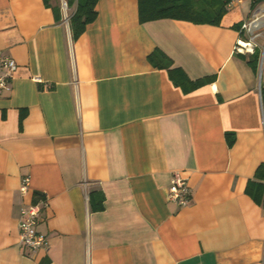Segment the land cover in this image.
<instances>
[{
    "label": "crops",
    "instance_id": "obj_1",
    "mask_svg": "<svg viewBox=\"0 0 264 264\" xmlns=\"http://www.w3.org/2000/svg\"><path fill=\"white\" fill-rule=\"evenodd\" d=\"M62 1L0 0V51L17 64L0 94V264H264V201L246 192L264 163V0L219 25L99 0L77 39ZM257 9L254 67L235 46ZM157 49L178 77L214 79L184 92L149 61ZM176 171L187 206L167 197ZM38 203L50 246L32 253L17 221Z\"/></svg>",
    "mask_w": 264,
    "mask_h": 264
},
{
    "label": "trees",
    "instance_id": "obj_2",
    "mask_svg": "<svg viewBox=\"0 0 264 264\" xmlns=\"http://www.w3.org/2000/svg\"><path fill=\"white\" fill-rule=\"evenodd\" d=\"M47 3L49 0H46ZM68 7L75 6L74 12L69 16V24L73 39L83 34L87 26L94 22L98 16L97 4L99 0H66ZM228 0H139V18L141 22L172 18L190 21L196 24L219 25L223 15L228 11ZM59 16V10H56ZM259 51L253 53L250 63L257 67L259 64ZM160 50H154L148 57L149 61L158 68H166L175 79L176 84L181 85L184 92H191L214 79V76H205L191 80L185 76H177V68L170 69L171 62ZM262 99L264 104V87H262ZM264 107V105H263ZM229 135V133H227ZM230 136V135H229ZM255 178L248 181L246 192L258 203L264 201V163L255 172ZM98 208H102L100 205Z\"/></svg>",
    "mask_w": 264,
    "mask_h": 264
},
{
    "label": "built area",
    "instance_id": "obj_3",
    "mask_svg": "<svg viewBox=\"0 0 264 264\" xmlns=\"http://www.w3.org/2000/svg\"><path fill=\"white\" fill-rule=\"evenodd\" d=\"M243 0H228V7L241 3ZM62 9L67 14L68 4L66 0L62 1ZM69 18V17H67ZM262 18L263 14L259 9H257L253 17L242 23L240 29L242 32L247 33V38H240L236 42L235 50L241 53L253 54L256 52L257 48L260 46L256 41L259 37L258 30L260 26H262ZM261 70L264 69V45L261 46ZM17 69L16 60L0 51V94H2L5 90H9L11 87V81L13 79L14 73ZM262 93V88H261ZM260 93V94H261ZM262 100V94H261ZM263 107V106H262ZM263 117H264V107H263ZM264 120V119H263ZM171 184L168 190V199L178 204L179 206H187L191 199L192 189L188 179L183 176V174L179 171H176L171 176ZM30 176L24 177L23 181H21V191L26 194L29 192V186L31 184ZM47 205V203H43ZM42 204H25L21 209V217L19 221H17L20 229V242L22 245L27 247L32 253L37 252L38 250L44 248L49 249L50 240L47 236L42 235L37 230L38 221L41 218V209ZM263 253V263H264V251Z\"/></svg>",
    "mask_w": 264,
    "mask_h": 264
},
{
    "label": "rangeland",
    "instance_id": "obj_4",
    "mask_svg": "<svg viewBox=\"0 0 264 264\" xmlns=\"http://www.w3.org/2000/svg\"><path fill=\"white\" fill-rule=\"evenodd\" d=\"M67 9V8H66ZM67 11H68V13L70 12V10L69 9H67ZM66 13V12H65ZM69 19V18H68ZM262 39L263 38H261V40L260 41H262ZM261 62H260V64H259V67H258V74H259V78H260V80L259 81H261V84L263 85L264 84V70H261Z\"/></svg>",
    "mask_w": 264,
    "mask_h": 264
}]
</instances>
